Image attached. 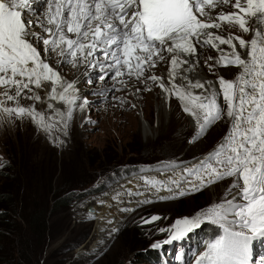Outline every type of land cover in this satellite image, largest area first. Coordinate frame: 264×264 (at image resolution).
I'll return each mask as SVG.
<instances>
[{
	"label": "snow or ice",
	"instance_id": "obj_1",
	"mask_svg": "<svg viewBox=\"0 0 264 264\" xmlns=\"http://www.w3.org/2000/svg\"><path fill=\"white\" fill-rule=\"evenodd\" d=\"M228 5L235 11L212 15L218 7ZM222 26L252 32L253 38L246 41L232 33L225 37L211 31ZM234 41L239 49H247V58L241 56ZM220 45H227L230 51ZM205 46L218 51L215 65L238 66L242 71L233 81L220 77L219 91L211 81H192L187 76L180 77L186 84L177 85V69L187 64L186 71L193 70L198 59L191 57H198ZM165 53L171 56L167 83L163 77L150 75L143 81L144 90H151L147 86L150 80L169 98L174 95L180 101L198 129L189 142H195L220 119L227 118L230 127L223 141L199 163L186 167L179 179L146 183L157 192H169L161 200L198 192L229 177L233 183L223 201L158 229L167 234L162 243L183 240L207 222L218 226L219 234L206 242L194 264H252V241L264 238V0H0V117H27L49 136L56 133L54 142H62L60 135L67 134L75 108L82 109L89 101L79 96L74 81L65 80L50 65L48 55L60 57L58 64L87 65L92 70L85 73L89 84L110 79L126 87V81L118 78L141 80L145 71L165 60ZM215 65H208L209 70ZM45 83L51 84L47 114L37 110L36 104L43 98L34 91ZM120 90L113 85L99 94ZM22 99L33 104L21 105ZM51 101L65 107L57 108ZM143 194L127 190L130 197ZM120 196L117 193L113 199ZM160 219L152 215L142 218V223ZM161 246L159 241L153 244L154 248Z\"/></svg>",
	"mask_w": 264,
	"mask_h": 264
},
{
	"label": "rangeland",
	"instance_id": "obj_2",
	"mask_svg": "<svg viewBox=\"0 0 264 264\" xmlns=\"http://www.w3.org/2000/svg\"><path fill=\"white\" fill-rule=\"evenodd\" d=\"M221 11L235 9L226 6ZM219 33L225 37L232 33L246 41L251 38V32L243 33L238 27L222 26ZM220 47L226 49V45ZM237 50L241 56L246 52L239 46ZM200 51V61L203 58L205 64L203 72L215 90L219 89L220 77L233 81L241 72L233 66L215 65L219 55L216 50ZM167 58L161 62L156 76L166 71ZM70 65L58 64L59 72L73 80L79 69H70L74 73L69 74L64 68ZM208 65L215 67L210 71ZM144 80L132 81L142 90L141 103L131 96L137 87L101 95L103 89H112L108 85L110 80L103 89L99 87V80L92 84L85 81L82 98L86 97L89 104L82 109L75 108L67 134L60 135L62 142H54L56 133L49 136L27 117H0V196H6L0 199V211L6 217L0 221V234L6 237L5 243L0 240L2 264H8L5 259L11 255L20 264H150L147 255L153 244L167 238L158 229L224 200L233 178L181 199L156 200L143 206L138 198L122 190L120 184L125 179L158 170L161 173L154 176L156 180H168L163 177L171 176L179 179L175 173L184 172L186 167L214 150L230 127L227 118L220 119L195 142H189L198 129L190 127L179 100L174 95L170 99L167 96L166 108L161 106L157 85L148 83L151 90H144ZM119 96L124 103L114 98ZM20 103L29 106L33 101L22 99ZM46 104L43 99L36 104L37 110L47 114ZM8 106H13L12 102ZM141 122L148 125V135L143 133ZM127 171L131 173L125 178ZM143 185V190L156 192L150 184ZM117 193H121L119 200L113 199ZM106 199L111 201L108 206H112L111 210L120 211L118 217H122V222L104 229L100 235L95 232V210L103 208ZM120 207L134 211L124 212ZM152 215L162 219L142 223V218ZM31 217L32 221L43 220V231L30 228ZM113 222L112 219L110 224Z\"/></svg>",
	"mask_w": 264,
	"mask_h": 264
},
{
	"label": "bare ground",
	"instance_id": "obj_3",
	"mask_svg": "<svg viewBox=\"0 0 264 264\" xmlns=\"http://www.w3.org/2000/svg\"><path fill=\"white\" fill-rule=\"evenodd\" d=\"M252 23H255V21H252ZM36 31H39L37 29H35ZM214 33L216 34H219V35H222L221 33H218V32H215L213 31ZM223 36V35H222ZM253 38V33H251V39ZM250 39V40H251ZM249 40V41H250ZM223 47V46H222ZM238 48V46H237ZM225 49V48H224ZM226 51H230V49L228 48V46L226 45ZM201 53V51L199 50L198 51V57L197 56H193L191 57V59L193 61H196L198 59V63L196 64L195 68L191 71H186V69H188V65L187 64H182L178 69V73L180 74L177 79H176V84L177 85H184L187 83V81L181 79L180 77L182 76H187L189 79H191L192 81H201V82H204V81H208V78L207 76H205L203 70H205V64H203V58L202 60L200 61L201 59V56H199ZM219 54V53H218ZM47 60L51 63V65L54 67V68H57L58 70L60 69V67L58 66V63L57 61L60 59V57L56 56L55 54H51V55H48L47 57ZM243 58H247V49H246V52L243 54ZM170 60H171V56H169L167 58V61H166V71L164 73H162L161 75H159V77H163L165 79V82L167 83L168 81V73H169V70H170ZM65 65V64H64ZM70 65V64H69ZM223 68H225L224 66H222ZM228 68H231V67H228ZM65 70H69V74H72L70 72H73L71 71L70 69H79V73L78 75L76 76H73V80H69L70 78H68L67 76H63V78L67 81H74L76 83V87L79 89V96L82 97L83 95V91L81 90L82 88V85L85 83V81L87 80V76L85 75L86 71H87V65L85 64H78L77 67H73L72 65H70L69 68L65 67L64 68ZM236 69V68H234ZM234 69H232L233 71H235ZM242 71V70H241ZM89 72V71H87ZM66 73V72H65ZM74 73V72H73ZM75 75V74H73ZM110 80V79H109ZM107 80V81H109ZM124 80L126 81V87L117 83L116 81H113V80H110L108 83V85H110L111 88H113V85H115L116 88H120V92H123L125 90H127L128 88H131V89H134L135 87H137V85H135V83L133 82H130V80H127L126 78H124ZM143 80V79H141ZM100 86L101 89L105 88L106 86L104 85H107L105 81H100ZM151 86V82H148ZM155 85V84H154ZM149 86V87H150ZM138 88V87H137ZM51 89V84L50 83H45L44 87L42 89H34V91L38 92V93H42L43 94V99L46 100V102L48 103L49 101L47 100V92L50 91ZM141 89V88H140ZM197 90L199 89H195L193 91L195 92H198ZM201 91V90H200ZM114 92V91H113ZM116 92V91H115ZM119 92V91H118ZM107 92H105L106 94ZM117 93V92H116ZM110 94V93H109ZM109 94H108V98L109 99ZM124 94V93H122ZM119 95V94H118ZM125 95V94H124ZM141 95H142V92L140 93H137V92H133V94L131 95L132 98L137 102V103H141ZM159 95H160V100L162 102L161 106L165 107L166 106V100H168V97H167V94L165 92L162 91V89L160 88L159 89ZM120 97V96H119ZM128 97V96H126ZM42 99V100H43ZM170 99V98H169ZM45 102V101H44ZM55 107L57 108H64L65 106L60 103V102H56V101H51ZM110 102H111V99H110ZM113 103V102H112ZM47 105V104H46ZM108 105V104H107ZM140 105V104H139ZM43 107V106H42ZM160 107V106H159ZM47 108V106L45 107ZM166 108V107H165ZM164 109V108H163ZM159 111V110H158ZM161 111V110H160ZM165 111V110H163ZM77 113V112H76ZM159 113V112H158ZM164 113V112H163ZM166 114V113H165ZM144 115V114H143ZM161 115V114H160ZM188 119H189V122H190V127L191 128H194L196 126V123L194 122V119L191 117V116H188ZM141 128L143 130V133L145 134L147 132L146 135H148L150 129H148V125H145V123H142L141 122ZM212 128V127H211ZM204 157H202L201 159H199L198 161L194 162L193 164H191V166H193L194 164H197L199 163ZM190 166V167H191ZM179 172L178 174L175 173L176 176L179 177L180 174H183V171L182 170H179L177 171ZM144 175V174H143ZM146 176H143V177H139V175H135V176H132V177H129L127 178V180L125 179L124 182H122L120 185H121V188L123 191H125L127 193V190L129 188H131L133 191H141L143 192L144 194L141 195V196H135L136 198H138V203H140V201H143L145 199H152L153 201H160L159 197L161 196H168L170 195L169 192H167L166 190H163L161 192H154L153 189H144V183L146 182V180H151V178L154 179V176H156V173H150V174H145ZM149 175V176H148ZM162 175V174H161ZM163 176V175H162ZM156 178V177H155ZM164 179L167 178V179H174L173 176L171 177H163ZM148 184V183H147ZM149 185V184H148ZM150 186V185H149ZM212 185L208 186V187H205V188H209L211 187ZM154 188V187H153ZM155 190V188H154ZM157 196H159L157 198ZM157 198V199H156ZM106 202V205L99 209V210H95V219H96V223H95V232L96 233H100V235L102 234L101 232L106 229V228H114L115 226H117L119 223L122 222V217H118V215H121L120 211L118 210H111L112 206L109 208L108 206L111 205V201L110 199H106L104 200ZM142 204V203H140ZM144 205V203L142 204V206ZM133 206H136L133 205ZM131 206V207H133ZM114 208V207H113ZM121 209V207L119 208ZM114 220L113 224L111 225L109 223V221L111 220ZM94 249V248H93ZM92 250V249H91Z\"/></svg>",
	"mask_w": 264,
	"mask_h": 264
},
{
	"label": "trees",
	"instance_id": "obj_4",
	"mask_svg": "<svg viewBox=\"0 0 264 264\" xmlns=\"http://www.w3.org/2000/svg\"><path fill=\"white\" fill-rule=\"evenodd\" d=\"M131 172L127 171L124 173V176H127L129 175ZM2 198H6V196L2 195L0 196V199ZM67 203H69L68 201H65ZM56 203V202H55ZM1 209V208H0ZM6 217H5V214L3 212L0 211V221L1 220H4ZM29 226L31 229H34V230H41L43 231L42 229H44V222L43 220H41L40 218H38V220H34L32 221V217H31V220H30V223H29ZM3 240V242L5 243L6 241V237L4 236H1L0 234V240ZM7 260L8 264H20L19 261H17L16 258H14L13 255L9 256V258L5 259ZM0 264H2V260H0Z\"/></svg>",
	"mask_w": 264,
	"mask_h": 264
}]
</instances>
